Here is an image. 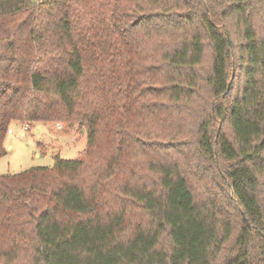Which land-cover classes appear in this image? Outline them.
Here are the masks:
<instances>
[{"label": "trees", "instance_id": "obj_1", "mask_svg": "<svg viewBox=\"0 0 264 264\" xmlns=\"http://www.w3.org/2000/svg\"><path fill=\"white\" fill-rule=\"evenodd\" d=\"M76 158L0 176V264H264V0H0L13 123Z\"/></svg>", "mask_w": 264, "mask_h": 264}, {"label": "rangeland", "instance_id": "obj_2", "mask_svg": "<svg viewBox=\"0 0 264 264\" xmlns=\"http://www.w3.org/2000/svg\"><path fill=\"white\" fill-rule=\"evenodd\" d=\"M7 134V153L0 158V176L15 174L32 167L54 166L55 155L64 159L76 158L86 148L87 136L78 125L65 122H35L29 130L13 123Z\"/></svg>", "mask_w": 264, "mask_h": 264}, {"label": "built area", "instance_id": "obj_3", "mask_svg": "<svg viewBox=\"0 0 264 264\" xmlns=\"http://www.w3.org/2000/svg\"><path fill=\"white\" fill-rule=\"evenodd\" d=\"M24 127H25V129L27 128L26 125H25ZM8 133H9V134L12 133V129H9V130H8Z\"/></svg>", "mask_w": 264, "mask_h": 264}, {"label": "crops", "instance_id": "obj_4", "mask_svg": "<svg viewBox=\"0 0 264 264\" xmlns=\"http://www.w3.org/2000/svg\"><path fill=\"white\" fill-rule=\"evenodd\" d=\"M12 133H13V131H12ZM12 133H10V134H12Z\"/></svg>", "mask_w": 264, "mask_h": 264}]
</instances>
